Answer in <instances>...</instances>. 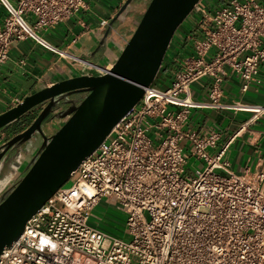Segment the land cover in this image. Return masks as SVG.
Listing matches in <instances>:
<instances>
[{"label": "built area", "instance_id": "2783aa9c", "mask_svg": "<svg viewBox=\"0 0 264 264\" xmlns=\"http://www.w3.org/2000/svg\"><path fill=\"white\" fill-rule=\"evenodd\" d=\"M0 5L6 13L0 63L11 44L23 39L58 57L71 56L41 30L65 22L85 0H0ZM190 13L194 28L185 40L191 53H174L167 86L143 87L137 104L81 161L72 182L26 220L19 237L0 253V264H264V158L252 171L231 172L224 156L234 134L222 141L213 127L203 134L184 128L191 109L251 111V119L264 113L262 103L218 99L225 66L239 77L242 91L259 81L261 64L264 79V0H227L211 11L199 0ZM203 77L212 80L208 98L195 99L191 85ZM20 101L12 98L10 107ZM189 158L203 167L186 173ZM103 197L126 214L129 239L89 222Z\"/></svg>", "mask_w": 264, "mask_h": 264}, {"label": "water", "instance_id": "95a60500", "mask_svg": "<svg viewBox=\"0 0 264 264\" xmlns=\"http://www.w3.org/2000/svg\"><path fill=\"white\" fill-rule=\"evenodd\" d=\"M131 1L124 0L107 22L96 50L106 46L108 36L109 43H114L112 34L117 35L127 25L131 14L128 16L126 12ZM198 1L147 0L132 33L112 63L80 59L77 55L63 56L62 59L70 58L78 63L80 73L31 91L19 103L0 113L1 131L36 106L47 100L51 102L55 96L57 101L62 99L68 104L54 115L61 119L67 117L64 123L42 146L20 182L0 202V253L12 245L26 220L68 181L81 161L137 104L143 87L155 79L175 31ZM79 92H85L80 100L69 97ZM47 112L48 107H44L33 123L12 140L28 134Z\"/></svg>", "mask_w": 264, "mask_h": 264}, {"label": "crops", "instance_id": "0c3cea01", "mask_svg": "<svg viewBox=\"0 0 264 264\" xmlns=\"http://www.w3.org/2000/svg\"><path fill=\"white\" fill-rule=\"evenodd\" d=\"M10 1L17 3V0ZM226 1L205 0L210 11L220 7ZM123 2L124 0H85L86 6L83 9L65 22L53 28L41 30V32L49 41L66 49L70 55H77L80 59H90L94 62L101 59L104 64H110L118 55L119 49L116 53L110 48H105L92 58H90L92 54L90 51L96 46L99 35L104 30V27L99 26L100 21L103 19L109 21ZM5 14L4 8L0 5V25L3 23ZM25 16L29 21H33L32 15L26 14ZM180 25L179 30L177 28L175 32L171 51L161 64L162 72L168 76L174 67L170 61L174 53H177L178 57L191 53L189 41L185 40V36L192 32L194 18L188 17L185 23ZM121 35L122 32L119 29L117 35L113 34L112 37L119 42ZM125 39V36L122 37V42ZM262 46L264 47V38ZM209 53H212V50ZM259 67L260 71L257 74L259 81H251L247 89L242 91L239 77L225 66V72L219 82L221 91L218 99L221 102L264 104V79L261 78L263 65ZM80 70L81 66L78 63H73L70 58L58 57L31 39L14 41L10 46L8 59L0 63V113L10 108L12 98L22 99L31 91L38 90L55 80L76 75L80 73ZM211 82L210 77H203L194 82L191 85V97L208 98ZM253 114L251 111H234L216 107L191 109L184 128L203 134L209 127H213L221 132L222 141L234 134L225 153L224 161L229 171L243 173L245 169L254 170L257 163L264 158V113H257L251 119ZM215 150L216 148H212L209 152L213 153ZM103 199L114 205V201L110 198L103 197L99 202ZM104 221L105 228L120 232V226L115 219L105 217Z\"/></svg>", "mask_w": 264, "mask_h": 264}, {"label": "flooded vegetation", "instance_id": "af4514ba", "mask_svg": "<svg viewBox=\"0 0 264 264\" xmlns=\"http://www.w3.org/2000/svg\"><path fill=\"white\" fill-rule=\"evenodd\" d=\"M146 1L147 0H132L130 5L127 7L126 15H131L127 19V25L120 28L121 32L125 30L126 33L124 36L126 39L129 37L127 34L130 29L134 27V22L136 21L137 15ZM101 37L102 34L99 35L96 46L90 51L94 53V55L105 50L106 46L107 48H110L112 52H116L118 49L120 51L123 44L125 43V41L122 42V40L119 42L114 40L115 44L109 43L108 36L105 40L106 46L96 50ZM84 93L85 92L71 94L69 97L80 100ZM56 98L57 97L55 96L51 102L47 100L44 103L36 106L26 117L14 124L11 122L10 124L4 126L0 131L3 133L2 140L0 141V202H2L20 182L23 175L32 165L33 160L41 152L42 146L67 118L65 117L61 119L54 116L59 110H62L68 106V104H65L62 99L57 101ZM44 107H48L49 112H47L44 118L36 124L34 129H32L28 134L12 140L14 136L23 132L33 123L38 113Z\"/></svg>", "mask_w": 264, "mask_h": 264}, {"label": "rangeland", "instance_id": "374dc122", "mask_svg": "<svg viewBox=\"0 0 264 264\" xmlns=\"http://www.w3.org/2000/svg\"><path fill=\"white\" fill-rule=\"evenodd\" d=\"M147 4V1L146 3L144 4V6L140 9L138 15H137V18L136 20L139 19V17L141 16V13L144 9V7L146 6ZM192 13H190L185 19L184 21L181 23V24H184L185 23V20L190 17ZM181 26V25H180ZM134 29V27L132 29H130V31L128 32L127 36L132 33V30ZM178 30H179V27H178ZM176 32V31H175ZM125 30L122 31V35L120 36L121 38H119L120 40L122 39V37H124L125 35ZM175 35V33H174ZM174 35L172 37V40L166 50V53L164 55V58L163 60H165L168 55H169V52L171 51V47H172V42L174 40ZM128 39V38H127ZM125 39V41L127 40ZM113 43V42H112ZM115 44V42L113 43ZM169 76L164 74L162 72V68L159 69L155 79L153 80L152 84L155 85V86H158V87H165L167 86V80H168ZM31 111L27 112L26 114L20 116L17 120L13 121L12 124L18 122L19 120L23 119L24 117H26ZM10 127V126H9ZM195 166H198V168H202V164H197V162H195L193 160V158H189L187 160V163L185 164V170H186V173H189V174H192L193 173V169ZM76 177V173H74L69 179L68 181L64 184V185H69L72 180ZM102 199V198H101ZM105 217H110V218H113L115 219L116 223L120 226V232H116V231H110L109 229L105 228L106 224L105 221H104V218ZM125 217H126V214L123 213L122 211H120L119 209L116 208L115 205H111L110 203H108L107 201H105V199L101 200L100 202L97 203V205L95 206V208H93V211L91 212V216H90V219H89V222L91 224H94V225H98V227L102 228L103 230L111 233V234H114V235H117V236H120L122 237L123 239H129V235L127 233H125V227L123 225V221L125 220ZM100 225V226H99Z\"/></svg>", "mask_w": 264, "mask_h": 264}, {"label": "trees", "instance_id": "16d2710c", "mask_svg": "<svg viewBox=\"0 0 264 264\" xmlns=\"http://www.w3.org/2000/svg\"><path fill=\"white\" fill-rule=\"evenodd\" d=\"M164 61V60H163ZM161 68V67H160Z\"/></svg>", "mask_w": 264, "mask_h": 264}]
</instances>
